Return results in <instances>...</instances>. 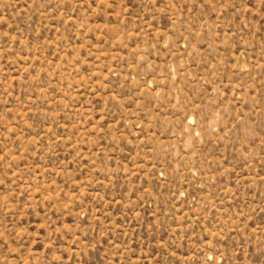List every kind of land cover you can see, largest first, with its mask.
<instances>
[{
	"label": "rangeland",
	"instance_id": "1",
	"mask_svg": "<svg viewBox=\"0 0 264 264\" xmlns=\"http://www.w3.org/2000/svg\"><path fill=\"white\" fill-rule=\"evenodd\" d=\"M0 264H264V0H0Z\"/></svg>",
	"mask_w": 264,
	"mask_h": 264
}]
</instances>
